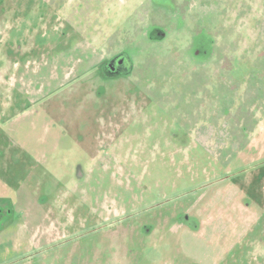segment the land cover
<instances>
[{
    "label": "rangeland",
    "instance_id": "374dc122",
    "mask_svg": "<svg viewBox=\"0 0 264 264\" xmlns=\"http://www.w3.org/2000/svg\"><path fill=\"white\" fill-rule=\"evenodd\" d=\"M0 264H264V0H0Z\"/></svg>",
    "mask_w": 264,
    "mask_h": 264
}]
</instances>
